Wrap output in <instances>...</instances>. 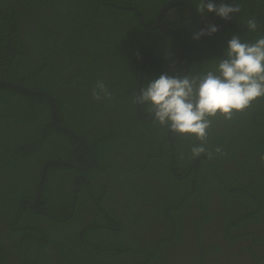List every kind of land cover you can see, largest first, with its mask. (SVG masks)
I'll list each match as a JSON object with an SVG mask.
<instances>
[{"label": "trees", "instance_id": "obj_1", "mask_svg": "<svg viewBox=\"0 0 264 264\" xmlns=\"http://www.w3.org/2000/svg\"><path fill=\"white\" fill-rule=\"evenodd\" d=\"M84 1L86 3L85 9L68 12V22H65V14L61 12L58 0H36L35 4L44 2L49 9V18L54 19L53 22L51 19V22L39 24V29L43 32L49 30L51 25L54 26L46 37L40 38V45L44 47L48 55L45 52L41 54L34 50L29 52L25 50V42H28V46L31 42L30 38L27 39V36L30 35L28 31L30 25L28 24L22 35L19 36L20 25H23V22L18 23L11 19L6 12L7 10L4 11L0 7V79L47 91L55 101L56 120L61 125L84 137L90 149V153H88L84 143L76 135L59 130L54 126L47 96L0 84V264H8L12 257L19 259L18 264H47V262L57 259L58 256L64 259L65 264H141L137 258V253H140L142 249L147 253L141 255L144 261L142 264H175L172 259L165 257L164 249L176 237L182 239L181 231L185 222L195 219L191 212L192 208L189 209L191 200L196 202L203 212L208 210L206 205L199 204L203 194L190 198L189 194L187 196L176 192L174 195L167 194L160 197L168 207L160 213L166 228L161 231L154 230L157 232L155 234L153 231L148 232L147 244L150 245L141 246L139 249L137 246L140 244L133 245L123 239L115 241L113 237L102 239L99 242L102 234L111 232L109 229H113L112 225L120 228L123 218L115 209L108 208L111 205L105 204L114 220L106 215L105 223L101 227L99 225L103 217H99L95 223L97 225H95L94 238L89 233V228L83 227L86 221L83 218L79 220V218L85 217L83 211L88 209V202L85 200L89 197V189L92 192H97L98 199L104 203L107 187L112 184L119 187V184L110 183V181L99 184L100 175L91 178V174L96 171H100L99 173L108 178L112 176L111 180H119L123 185H126L129 183L128 176L130 174L125 172L129 170L134 172V178L142 179L139 185L143 182L148 185L149 189L153 183L146 179V175L153 174L161 177L160 171L166 170L168 173L162 177L167 179L165 181L166 186L171 190L177 191L178 188L197 190V194L206 192L207 189H210L208 193H211L213 191L212 186L215 184H210L208 179L216 180L217 177L219 181H216L221 182V189L224 191L222 186H225L228 191L225 195V205L229 204L230 200L236 203L239 202V198L246 200L244 195L247 196L248 193L244 192L243 187L247 186L246 188L253 195H248V202H252L253 208L239 210L238 215H234L235 213H231V211L230 217L224 215L223 233L226 239L230 241L246 235H253V232L240 228L244 227L245 222L249 219L256 221L258 218L256 212H261L264 209V197L262 199L257 197V192H261L260 189H254L245 184L235 189L232 188L233 183L228 182V180L221 181L225 175L221 169V164L215 165L217 171L211 170L210 164L204 158L200 159L202 163L193 164V161L197 160L198 157L194 158L191 152L185 151L181 143H176L175 148L172 149L168 143L164 144L162 141V150L160 146L150 145V149L140 160L134 158L130 162L128 161V165L123 170L121 162L115 157L118 151L115 148L118 133L112 130L119 126L126 128V125L132 128H142L153 127L157 124L154 120L151 122L142 120L137 115V103H135L134 97L137 91L139 73L138 51L134 53L127 51L126 54H123L121 49L119 50L123 42L116 50H119L118 60L121 65H127L123 69L127 75L117 90L118 100L120 98L125 99V104H128L126 107L124 106L126 110L124 116L127 121L125 124L124 119L116 115L113 122L109 123L107 118H111L113 113L109 116L108 107L105 104H98L88 97L89 94L86 92L88 79H84L83 76L80 80L77 74L82 68L89 69L96 62L92 55L89 59L83 60L76 48L80 46L84 49H94L101 45V41H103V45L108 42L104 39L106 34L103 33L110 30L106 17L112 18L109 20L111 27L122 25L128 31L126 40L132 42L130 47L133 50L142 46L148 47L147 35L150 40L151 38L163 39L164 37L169 39L170 34L160 29L156 31L158 33H152L140 22L138 14L134 10H128L124 13L123 10L112 6L110 3L107 5L97 4L95 7L97 0ZM136 1L140 2L136 7L142 13L145 22L149 25L152 24L151 19H154L159 6L145 5L144 0L142 3L145 4L141 6V0ZM163 1L166 0H160L161 3ZM189 1L197 10L199 0ZM213 2L217 5L220 3L231 4V0H213ZM238 4L241 11L236 13L233 23L220 35L211 38H205L201 35L199 38H194L197 32L189 21L186 7L183 4H178L183 11L179 15L176 28L188 37L193 47V54H197L192 60L190 75L196 72L195 61L198 55L203 53L209 56L210 60L216 61L224 54L227 43L233 35H239L242 41H254L256 38L264 36V0H238ZM13 12L21 16L25 14L24 10L20 14ZM206 14L216 13L209 12L207 9L203 13L198 12L199 17ZM125 15H130L131 18L128 20L123 17ZM218 18L219 25L226 20L220 16ZM250 18H255L257 21L258 26L255 31H250L247 28L246 21ZM203 25L208 28L204 23ZM101 31L103 40L100 38ZM88 32L94 33L89 36ZM173 46L169 45L168 48H174ZM69 49L74 52L75 64L78 65V69L74 71L70 70L69 63L68 68H64L63 57L68 58L72 53ZM15 50L18 52L15 53ZM207 51L211 53H207ZM162 57L168 58L165 53L162 54ZM83 61H88L89 65L80 67ZM143 82V86H146L147 77ZM260 101H263L262 108L259 107ZM140 111L143 116H149L148 105H140ZM244 113L249 128L264 130V99L257 103L255 101L243 113H236L232 121L235 123ZM219 125L223 126V117L213 119L214 130H218ZM113 127L114 129H111ZM94 128L108 130L95 134L94 138H87L84 132L94 130ZM261 130H259L260 135ZM260 135L255 139V143L260 140ZM144 138L141 132L139 135L135 133V144L143 146L145 142L142 140ZM187 142L190 140L188 139ZM262 144L264 145V143ZM219 148L221 149L220 152L213 151L216 160L224 152L221 146ZM172 151H174L177 168L183 170V181L189 182L186 189L181 187L183 183L180 181V176L178 173H174L170 163ZM230 153L232 156L233 151ZM90 154L92 161L85 171L86 181L78 177L80 173L78 169L58 162L50 163L46 169L37 207L34 206L41 170L45 162L57 157V159L67 160L78 166H86ZM153 154L158 157L154 158ZM165 154L162 162L160 157ZM261 154H264V150ZM236 172L241 175V171L236 170ZM255 172L257 169L247 167L244 175L251 177ZM207 183L210 184L211 188H207ZM252 183L257 185V180L254 179ZM143 191L146 190H140L135 194L137 200H142L155 193L151 191L150 194L141 198ZM126 198L130 200L127 195ZM176 204L184 210L179 220L169 214L173 210L172 206ZM233 207L227 205L226 209L230 211ZM99 210L100 213L104 212L100 208ZM211 214L222 215L220 211L212 210ZM54 215L57 218H53ZM155 219L154 214L149 215L150 221L153 222ZM233 230L243 231L233 233ZM124 232L125 229H122V234ZM124 239H128V234ZM94 240L97 241L94 242ZM118 246L124 247V249H118ZM207 248L208 246L204 247V253L200 256L195 253V257L205 258L206 254L211 251ZM82 249L83 251H81ZM53 250L55 254L52 253ZM134 256L136 259L133 258ZM12 261L11 264H17V259ZM199 264L208 263L203 261Z\"/></svg>", "mask_w": 264, "mask_h": 264}, {"label": "flooded vegetation", "instance_id": "obj_2", "mask_svg": "<svg viewBox=\"0 0 264 264\" xmlns=\"http://www.w3.org/2000/svg\"><path fill=\"white\" fill-rule=\"evenodd\" d=\"M51 1V0H50ZM53 1V0H52ZM60 4V10L62 13L65 14V22H68L67 14L68 12H77L80 10L85 9L86 3L84 0H58ZM109 1V2H108ZM97 0L95 7L97 4H104L107 5L110 3L112 6L116 8H120L121 10L128 11L133 10L132 7L136 8V5H138L140 2L136 0ZM143 0H141V6L143 4L148 6H159L157 14L155 15L154 19L152 18L151 21H153L152 24H156L158 22L157 16L159 13L160 8L168 1H163L162 3L160 0H144L145 3H142ZM232 1V0H231ZM36 0H0V7L4 9V11L8 12L9 17L11 19H14L18 23L23 22V25H20V31L19 36L22 35L23 31L25 30L26 26L29 24L30 27L28 31L30 32V35L27 36V39H31V42L28 46V42H25V50L29 51H36L37 53H43L46 52L44 47H41V39L46 37L49 32L54 28V26L51 25V28L47 31H42L39 29V24L42 22L44 24L47 23V21L51 22L50 20L53 18H49L48 13L49 9L45 6L44 2L41 4H35ZM183 4V3H178ZM178 4L172 5L170 8H168L161 19V22L166 27L174 30V33H167L170 34L169 39H156L151 38L149 40L148 38V47H145L140 49L139 51L145 50V56L142 58V53L138 54L139 58V73L138 78L141 69L144 71L143 75V81L147 77V83L153 79L158 78V74L161 75L167 73L168 75H177L180 76L190 74L191 72V66H192V60L194 58L193 54V47L191 45V59L188 67V56H187V49L185 46V40L183 37L177 35V32L184 34L181 30L177 29V23L179 20V15L182 13L183 10H181V7ZM238 4V2H237ZM54 4L52 3V6ZM186 7V11L189 14V21L190 20V10L189 7L183 4ZM194 7V6H193ZM25 11V14L23 16L16 15L13 11L17 13H21L22 11ZM196 10V9H195ZM135 11V10H134ZM136 12V11H135ZM140 12V10H139ZM137 13V12H136ZM141 13V12H140ZM197 16L198 11L196 10ZM142 14V13H141ZM143 16V15H142ZM130 19V16H123ZM199 20L202 24V26L207 29L203 23L208 27L209 25H216L217 28L221 26L222 24H218L219 18L217 14H206L205 16L199 17ZM107 22L109 23V29L106 30V35L104 36V39L108 42L103 45V41H101V45H98L94 49H84L77 47L76 50L81 56L83 60H87L90 58V55L94 57V60L96 62L95 65H93L91 68H82L80 72H78V78L81 80V78L84 76V79L87 78L88 81L86 82V92L89 94V98H91L93 101L97 102L98 104H105L108 107V115L110 116L111 113L112 117L107 118L109 120V123L113 122V119L115 118V115L118 117H121L124 119L125 124H127V121L125 119V108L128 104H125V99H119L117 96V90L119 88V84L125 80L126 73H124V68L127 67V65H121V62L118 60V51L121 49L123 54H126L127 51H134L133 48L130 46L132 45V42H127L128 39V31L123 28L122 25H118L117 27H111V17H106ZM227 20V19H226ZM225 20V21H226ZM224 21V22H225ZM223 22V23H224ZM192 24V23H191ZM193 26V25H192ZM194 28V27H193ZM124 30V33H123ZM158 28L150 29L152 33H158L156 32ZM195 30V29H194ZM42 31V32H41ZM225 31V30H224ZM222 31V32H224ZM222 32H220L217 35H220ZM94 32H88V35L91 36ZM103 33L100 32V38L103 40ZM173 35V36H172ZM185 35V34H184ZM217 35L213 36H202L211 38ZM186 36V35H185ZM187 37V36H186ZM133 38V36H132ZM188 38V37H187ZM123 44L120 47V43ZM223 44V43H221ZM169 45H174V48H168ZM119 48L118 51L117 48ZM168 48V49H167ZM71 50V49H69ZM15 53L18 52V50L14 51ZM71 55H69L68 58L66 56L63 57L64 61V68H68V63L70 64V70L74 71L77 70V66L75 64V55L74 52L71 50ZM153 53L157 59H159L160 64L162 66V69L159 66V63L157 62V59L150 54ZM165 53V55L168 58L162 57V54ZM207 53H211L207 51ZM48 55V54H47ZM37 57V55H36ZM211 58L203 53L201 55H198L196 59V72L193 73L194 75L206 72L208 70H211V66L215 64V60H210ZM144 63L143 66L141 64ZM89 65L88 61H83L80 65V67H87ZM141 66V67H140ZM103 69V70H101ZM80 70V69H79ZM100 70V71H98ZM103 81L104 84L107 86L108 90L112 93L111 98H102L100 100H95L92 97V88L95 86L97 81ZM144 83V82H143ZM143 86V84H142ZM137 91L135 93V96L138 93V80H137ZM70 95V94H69ZM68 95V96H69ZM135 98V97H134ZM262 100V99H260ZM259 100L256 101V103ZM259 107H263V101L259 102ZM137 109V115L138 114V104L136 106ZM139 112L142 115L140 111V105H139ZM243 113V112H242ZM140 117V116H139ZM151 117L150 115L145 117L142 115V120H145L146 118ZM105 119V118H104ZM152 119L151 121H153ZM147 121V122H151ZM111 129H114L111 128ZM108 130V129H100V128H94V130L85 131L86 137H92L94 138L99 132ZM250 130V131H248ZM261 129H251L248 127V123L246 120L245 113L242 114L239 119L234 123V121H227L223 118V126L218 127V130H214V126H212L208 130V139L205 143V147L208 151L212 152V157L208 158L207 152L202 153L200 156H198L197 160L193 161V164H200L202 161L200 159H206L207 163L210 164V169L217 171L215 165L221 164V169L225 172V175L223 178H221V181H227L233 183V188L235 189L238 186H242V184L249 185L250 187L254 189H260L262 192H257V197L261 198L264 197V160H261V152L264 150V130ZM113 132L118 133L117 141L115 143L116 150H118L115 155V157L121 162L124 167L128 165V161L138 159L140 160L142 156L150 149L149 146L154 145L155 147L160 146V149L162 150V144L163 141L164 144L168 143V145L174 149L176 143H181L182 148L185 149V151L191 152V148L194 145H198L201 143V141L197 140L195 136H188V135H179L176 133L170 132L166 127H163L157 124L153 127H140V128H132L126 125V128L124 126H119L115 130H112ZM140 132L144 135V139L142 140L143 146L135 144L134 141V135L137 133L138 135ZM260 135V140L255 143V139L258 138ZM84 138V137H83ZM85 139V138H84ZM190 140V142H187V140ZM221 146L224 152L221 154V157L219 156L218 159H215V156L213 154V151ZM231 151H233V154L231 156ZM254 151V152H253ZM88 152V151H87ZM89 153V152H88ZM255 154V156H254ZM154 158L158 157L154 155ZM172 160L170 161L173 171L175 174H179L180 181L183 183L181 187H184L185 189L188 188L187 184L189 182L183 181V170L178 169L175 162V156L174 151L171 153ZM160 160L163 162L164 158L163 156L160 157ZM222 161V162H221ZM240 162V163H239ZM155 164H158V162H155ZM90 166V155H89V162L86 166H81L86 168L85 170H79L78 177L83 178L85 181L87 180L85 171ZM247 167H250L252 169H257V172L253 173L251 177H247L245 174V170ZM236 170L241 171V175L238 173L233 175V172H236ZM100 171H96L94 174H91V178H95L97 175H100V182L99 184L104 183L105 181H110V183H117L119 184V187L116 185L108 186L105 193V202L101 203L98 199L97 192H92V190L89 189V197L86 198L85 201H87L88 209L83 211V215L85 217H80L79 220L82 218L84 221L89 220L88 222L84 223V228L88 227L89 232L93 230L92 228L95 227V223H97V219L99 217H106L108 215L111 220H114L113 216L110 214L109 209L105 207V204L113 206L115 209L119 211H124L129 214V216L132 218L131 220V229H129V238L123 239L127 242L137 245V248L141 249V246H147L150 244H147V240L149 238L148 230H146L145 225L147 223V218H149L150 212L146 211V198L142 200H137L135 197V194L140 192V190H146L141 193V198L146 195L150 194L151 191L154 193H158L160 190L162 191L163 196L170 194L174 195L176 192L180 193L181 195H187L189 194L190 198L198 197L203 194L201 197L200 205L204 204L208 207V210H205L204 212L202 209H200L196 202L192 201L190 202L189 209L192 208L191 212L193 213V217L195 218L193 221H187L185 222L184 226L182 227L181 235L183 236L182 239L179 237H176L173 242L168 246L169 248L164 249L165 257L168 259H172V261L175 264H199L203 261H206L208 264H264V209L259 213L256 212L258 215V218L256 221L249 219L245 222L244 227L240 229H245L247 231H251L254 234L253 235H246L240 238H237L233 241H230L229 239H226L223 231V224L224 221L223 216L228 215L230 217L231 213H235L234 215H238L239 210L244 209H252L253 204L252 202H248V195H252L251 192L246 187H243V190L245 193H248V195H244V198L246 200H242L239 198V202L236 203L235 201L230 200L229 204H227L229 207L234 206L232 210L228 211L226 209L227 205H225V195L226 193L221 189L220 183L214 179H208L210 184H215V186H212L213 191L208 193L210 189H207V191H203L199 194H197V190H182V188H178V190H171L168 186H166L165 181L167 179H164L162 176H165L168 172L166 170L160 171L161 177L158 175L153 174H147L146 179L153 183V185L148 189V185L144 184L143 182L140 184V181L142 179L138 180L134 178V172L127 171L125 173L130 174L128 176L129 183L126 185H123L122 182L119 180H111L112 176L108 178L106 175L99 173ZM110 179V180H109ZM257 180V185H253L252 181ZM250 182V184H249ZM210 184L207 183V188H211ZM148 189V190H147ZM95 190L97 191L96 187ZM76 191V190H75ZM208 193V194H206ZM126 195L130 198L128 200L126 198ZM253 196V195H252ZM159 198L158 194H155L154 199ZM188 202V201H187ZM103 204V205H102ZM74 206V201H73ZM248 206V207H244ZM103 210L104 212L100 213V210ZM109 208V207H108ZM168 209V208H167ZM172 212L169 213L172 217L179 220L184 212V210L180 209L178 204L172 206ZM99 210V211H98ZM212 211H220L222 215H210V212ZM238 212V213H237ZM250 213V212H248ZM156 216V219L153 221V226L157 224V229L162 230V226L165 225V223L162 221L161 216L157 213H153ZM147 216V217H146ZM53 218H57L52 216ZM59 219V218H58ZM160 222H156V220H160ZM62 220V219H59ZM83 221V222H84ZM92 222V223H91ZM137 222V223H136ZM213 225V227H211ZM79 226V223H78ZM14 228V226H12ZM166 228V227H165ZM165 230V229H164ZM203 230V231H201ZM239 231L242 232L243 230H233V233ZM7 232V231H6ZM147 237V238H146ZM97 240H94V242ZM128 244V245H131ZM174 246V247H173ZM208 246V249H211L209 253L206 254V257L203 259H199L200 257H195V253L197 255H202L204 253V247ZM118 249H124V247H117ZM11 251V250H10ZM83 251V249L81 250ZM52 253L55 254V251L53 250ZM143 253H146L144 249L140 251V253H137V258L139 262L142 264L144 261L141 257ZM147 254V253H146ZM136 259V257H133ZM17 259V264L19 263V259L17 257H12L8 264H11L14 260ZM64 259H61L59 256L57 259L51 260V262H47V264H65ZM92 262V261H91ZM172 262V263H173ZM93 263V262H92Z\"/></svg>", "mask_w": 264, "mask_h": 264}, {"label": "clouds", "instance_id": "obj_3", "mask_svg": "<svg viewBox=\"0 0 264 264\" xmlns=\"http://www.w3.org/2000/svg\"><path fill=\"white\" fill-rule=\"evenodd\" d=\"M205 9L215 12L224 19H228L230 13L241 11L239 4L217 5L213 0H199L197 11L203 13ZM246 25L250 31H255L258 26L255 18L248 19ZM205 31L215 32L217 26L209 25L207 29H201L194 38H199V35L204 34ZM142 48L145 49V46L132 52L138 51V54L144 52L145 50L139 51ZM111 96L112 93L104 82L98 80L92 88L93 99L100 100L111 98ZM260 99H264V36L254 41H242L239 35H233L227 43L224 54L216 60L213 69L194 76L161 74L139 89L135 96V103L148 105L149 115L170 132L195 136L201 141L200 144L191 148L194 158L206 152L208 158H211L212 152L208 151L204 145L213 119L223 117L231 121L236 113L246 111ZM215 151L220 152L221 149L217 147ZM260 158L264 160V154ZM162 191L147 196L146 211L150 214L160 215L168 208L160 199L163 197ZM155 194H158L159 198L154 199ZM109 208L115 209L113 206ZM115 210L117 213H122L123 221L131 229L132 218L129 214L117 208ZM160 221L161 219L156 220V222ZM112 228L114 230L109 229V231L120 233L122 224L120 228L116 225H112ZM89 233L93 238L95 237V231L91 230ZM109 234L110 232L102 234V239H109ZM102 239H99V242ZM120 239L124 238H118L115 241Z\"/></svg>", "mask_w": 264, "mask_h": 264}, {"label": "water", "instance_id": "obj_4", "mask_svg": "<svg viewBox=\"0 0 264 264\" xmlns=\"http://www.w3.org/2000/svg\"><path fill=\"white\" fill-rule=\"evenodd\" d=\"M237 2H238V0H232L231 1V5L234 6V5L237 4ZM178 3H183V4H185L186 6L189 7L190 14H191L190 15V20H191V23H192V25H193V27H194V29H195V31L197 33H199L201 29H205L202 26V24H201V22H200V20H199V18L197 16L195 8L193 7V5L191 4V2L189 0H168L159 10V13H158V16H157L158 22L156 24H153V25H149V24H147L145 22V20L143 19L142 14L139 12V10L137 8L132 7V9L137 12V14L139 15L140 22L144 26H146L147 28H149V29L158 28V29H160V30H162L163 32H166V33H174V30H172V29H170V28H168V27H166L165 25L162 24L161 19H162V16H163L164 12L168 8H170L172 5L178 4ZM235 16H236V12L230 13L229 14V18L221 26H219L217 28V31H215V32L205 31L204 34H202V36H213V35H217L220 32L226 30L233 23V21L235 19ZM177 35L183 37L184 40H185V43H186L185 46H186V49H187V56H188V67H189V63H190V59H191V45L189 43L188 38L184 34L177 32ZM141 53H142V55H141L142 58H144L145 53L144 52H141ZM150 54H152L157 59V57L153 53L150 52ZM157 62L159 63L160 68L162 69V66L160 64L159 59H157ZM143 65H144V63L141 64V66H143ZM161 73L163 74V72H161ZM143 75H144V71H143V69H141L140 74H139V78H138V92H139V89L142 87V84H143ZM0 84L6 85V86H11V87L23 90L25 92L42 93L45 96H47V98L49 99V102H50L51 118H52L54 126L57 127L59 130H62V131L71 133L73 135H76L77 138H79L84 143L85 148L90 153V149L88 147V144L86 143L85 139L80 134H78V133L74 132L73 130L61 125L56 120L55 101H54V98L47 91H44V90H41V89L30 88V87L25 86L22 83H17V82H13V81H10V80H4V79H0ZM138 114L142 118V115L139 112V104H138ZM152 119H153L152 117H149V118H146L145 120L146 121H151ZM91 158L92 157H91V154H90V163L92 161ZM54 162L67 164L69 166H72V167H74L76 169H80V170H85L86 169L84 167L78 166V165H76V164H74L72 162H69L67 160L51 159V160L45 162V164H44V166H43V168L41 170V176H40V179H39V185H38V189L36 191L35 203H34L35 207H37V202L39 201L40 192H41V188H42V185H43V180H44V176H45V173H46L47 166L50 163H54Z\"/></svg>", "mask_w": 264, "mask_h": 264}, {"label": "rangeland", "instance_id": "obj_5", "mask_svg": "<svg viewBox=\"0 0 264 264\" xmlns=\"http://www.w3.org/2000/svg\"><path fill=\"white\" fill-rule=\"evenodd\" d=\"M123 12L125 13V11L123 10ZM126 16H130V15H126ZM130 18H131V16H130ZM214 66H215V64L213 65V66H211V68H214ZM98 126H100V125H98ZM254 152V151H253ZM166 156V154L163 156V158ZM53 159H57V157H55V158H53ZM235 174H237V172H233V175H235ZM216 180H218L219 181V179L216 177ZM221 183V182H220ZM243 186V185H242ZM223 187V189H224V191H225V193H228V191L226 190V188H225V186H222ZM234 187V186H233ZM232 187V188H233ZM247 187V186H246ZM231 188V187H230ZM234 196H235V194H234ZM250 198V197H249ZM123 213H125V212H123ZM119 215L122 217V218H124L123 216H122V213L121 212H119ZM147 217V216H146ZM104 220H105V218H103L102 220H101V224H103V222H104ZM119 223L121 224V221H119ZM104 225V224H103ZM157 224L155 225V226H153V222L152 221H150L149 220V218H147V223H146V225H145V228H146V230H148V232H150V231H153L154 232V234L155 233H157V232H155L154 230H158L157 229ZM101 227H103V226H101ZM165 227H166V225H163L162 226V229L164 230L165 229ZM122 229H125V232H124V234H122V231L120 232V233H118V232H110V234H109V236L108 237H113L114 239H118V238H124V237H126V235L129 233V228H128V225L123 221V223H122ZM93 231H95V227L93 228ZM130 236H129V234H128V238H129ZM100 239H102V237H100Z\"/></svg>", "mask_w": 264, "mask_h": 264}]
</instances>
